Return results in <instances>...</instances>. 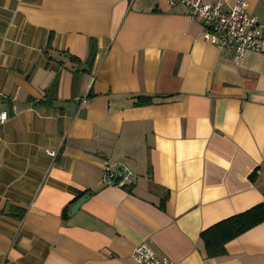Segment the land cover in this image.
Listing matches in <instances>:
<instances>
[{
    "label": "crops",
    "instance_id": "1",
    "mask_svg": "<svg viewBox=\"0 0 264 264\" xmlns=\"http://www.w3.org/2000/svg\"><path fill=\"white\" fill-rule=\"evenodd\" d=\"M203 32L168 0H0V264H135L141 243L264 264V221L219 256L201 238L264 204V54L236 64Z\"/></svg>",
    "mask_w": 264,
    "mask_h": 264
},
{
    "label": "built area",
    "instance_id": "2",
    "mask_svg": "<svg viewBox=\"0 0 264 264\" xmlns=\"http://www.w3.org/2000/svg\"><path fill=\"white\" fill-rule=\"evenodd\" d=\"M228 0L206 2L204 0H168L169 4L185 5L189 14L203 22V39L221 50L232 54L238 64L248 51L264 54V26L258 18L248 11L247 3L239 0L227 8ZM8 119L6 112L0 113V123ZM47 154L56 157L57 152L47 150ZM109 183L124 185L131 176L127 167L104 166ZM135 264H181L167 256L158 254L147 243L135 247L131 255Z\"/></svg>",
    "mask_w": 264,
    "mask_h": 264
},
{
    "label": "trees",
    "instance_id": "3",
    "mask_svg": "<svg viewBox=\"0 0 264 264\" xmlns=\"http://www.w3.org/2000/svg\"><path fill=\"white\" fill-rule=\"evenodd\" d=\"M95 56V48L91 46L90 60ZM153 103V97L140 96L135 105ZM264 221V204H258L242 213L224 219L201 233L208 256H219L224 253V244L245 231Z\"/></svg>",
    "mask_w": 264,
    "mask_h": 264
},
{
    "label": "water",
    "instance_id": "4",
    "mask_svg": "<svg viewBox=\"0 0 264 264\" xmlns=\"http://www.w3.org/2000/svg\"><path fill=\"white\" fill-rule=\"evenodd\" d=\"M87 199V195L81 197L77 203H75L72 208H71V213L76 212V210H78V208L80 207V205L82 204V202H84Z\"/></svg>",
    "mask_w": 264,
    "mask_h": 264
}]
</instances>
